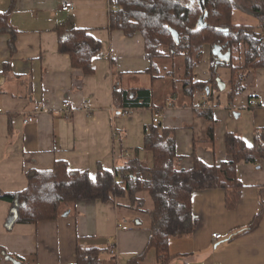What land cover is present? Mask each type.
Instances as JSON below:
<instances>
[{
	"label": "crops",
	"instance_id": "obj_1",
	"mask_svg": "<svg viewBox=\"0 0 264 264\" xmlns=\"http://www.w3.org/2000/svg\"><path fill=\"white\" fill-rule=\"evenodd\" d=\"M63 2H70L74 11H61ZM13 6L8 21L16 32L14 53L8 47L10 35L0 34L3 193L22 192L28 171L51 170L57 161L67 163L70 170H86L92 177L98 165L118 173L132 159L151 168L152 155L145 151L143 139L155 114L158 124L172 131L180 159L175 168L180 170L192 167V156L208 166L230 161L226 134L252 145L256 129H264L263 69L247 75L245 90L232 101L228 100L230 72L222 67L217 72L224 89L188 94L182 83L184 59L169 58L164 48L152 78L141 35L127 38L110 30L108 0H15ZM10 7V0H0V13ZM68 19L101 43L102 51L92 59L91 75L72 68L68 56L58 51L56 29ZM211 52V46L203 48L193 70L194 81L210 79ZM139 89L151 91L153 108H124L119 91ZM65 102L71 106L70 114L64 110ZM36 104L41 112L25 125L23 118ZM122 110H128V115H121ZM208 113L212 119L205 116ZM236 174L243 187L234 210H227L221 189L192 195L197 225L191 235L169 241V264H264V218L253 232L234 237L264 212V161H240ZM151 202L146 192H140L134 204L127 197L106 203L82 201L61 207L54 221L13 224L8 229L12 207L0 201V264H75L78 248L98 249L101 264H126L146 248ZM213 234L221 239L215 240ZM112 244L117 247L116 259L106 252ZM2 251L14 260L5 261ZM142 264H159L153 250Z\"/></svg>",
	"mask_w": 264,
	"mask_h": 264
},
{
	"label": "trees",
	"instance_id": "obj_2",
	"mask_svg": "<svg viewBox=\"0 0 264 264\" xmlns=\"http://www.w3.org/2000/svg\"><path fill=\"white\" fill-rule=\"evenodd\" d=\"M14 1L10 0L9 10L0 13V34L10 35L8 47L12 53L15 52L16 32L8 17ZM194 1L188 7L187 0H108L109 28L123 32L127 38L134 37L136 33L141 35L145 57L150 62L148 72L154 79L157 75L155 61L164 58V48L168 50L169 58L184 59L182 83L188 94L196 90L209 94L219 92L224 83L217 71L221 67L226 68L230 72L231 86L228 100L232 101L245 90L244 82L250 72L264 70V0H256L250 6L251 13L258 20L256 26L233 24L235 0ZM56 33L59 53L68 56L72 68L91 75L92 59L102 51L101 43L85 29L74 28L73 21L69 19L57 27ZM206 45L212 47L211 77L201 83L194 81L193 70L200 63ZM216 47L220 49L215 54ZM235 54L242 60L237 62ZM150 92L146 89L135 92L122 90L119 91L120 101L126 109H151ZM205 116L212 119L210 113ZM208 130L212 139V130ZM146 131L143 146L152 155L151 168L140 160L132 159L118 173L98 165L95 177L86 170H70L62 161H57L51 170L28 171V184L22 192L8 194L0 191V201L12 207L7 228L13 224L35 225L41 221H54L61 207L78 202L106 203L125 197L135 202L140 192H146L153 203V209L148 212L151 235L144 251L130 259L128 264H142L149 250L154 251L159 264H169V241L195 231L197 221L190 201L196 191L221 189L225 193L227 210L236 208L243 187L237 178L236 166L240 161H264V129H256L251 147L240 136L226 134L224 144L230 161L208 166L192 156V167L181 170L175 168L180 159L172 131L163 129L158 123H153ZM263 218L264 212L261 211L234 237L253 232ZM99 253L98 249L78 248L75 264H101ZM2 257L7 262L14 260L3 251Z\"/></svg>",
	"mask_w": 264,
	"mask_h": 264
},
{
	"label": "built area",
	"instance_id": "obj_3",
	"mask_svg": "<svg viewBox=\"0 0 264 264\" xmlns=\"http://www.w3.org/2000/svg\"><path fill=\"white\" fill-rule=\"evenodd\" d=\"M62 10L64 12L70 13V12L74 11V6L70 2H63L62 6H61V11ZM63 105H64V110H65L66 114H70L71 113V106L69 105V103L65 102ZM83 107H84V109H87V105L86 104H84ZM41 110H42V107L39 104H36L35 107L33 108V111L28 116L23 118V123L25 125L33 123L34 122V116L36 114H38L39 112H41ZM128 113H129L128 110H122L121 115L126 116V115H128ZM153 123H155V124L158 123V115L157 114L154 115ZM120 228L122 230H125L126 226L125 227L120 226ZM212 237L215 240L221 239V235L220 234H213ZM106 252H107V255L111 259H116L117 258V247H115V245L112 244V245L108 246ZM114 264H123V263H119L118 261H115ZM126 264H128V263H126Z\"/></svg>",
	"mask_w": 264,
	"mask_h": 264
},
{
	"label": "rangeland",
	"instance_id": "obj_4",
	"mask_svg": "<svg viewBox=\"0 0 264 264\" xmlns=\"http://www.w3.org/2000/svg\"><path fill=\"white\" fill-rule=\"evenodd\" d=\"M236 1V9L232 13L233 15V24L243 25V26H249L258 25V20L253 16V14L250 11V6L256 2V0H235ZM188 7L191 6L192 3H194V0H187ZM239 57V58H238ZM235 58L237 59V62L242 60V57L240 55L237 56L235 54ZM151 201V199H150ZM133 203V202H132ZM152 203V202H151ZM134 204V203H133ZM137 205V204H135Z\"/></svg>",
	"mask_w": 264,
	"mask_h": 264
},
{
	"label": "water",
	"instance_id": "obj_5",
	"mask_svg": "<svg viewBox=\"0 0 264 264\" xmlns=\"http://www.w3.org/2000/svg\"><path fill=\"white\" fill-rule=\"evenodd\" d=\"M219 49H220L219 47H216L215 50H214V53L216 54L219 51ZM220 87H221L220 90H222V89H224L225 86L222 85ZM15 264H17V263H15Z\"/></svg>",
	"mask_w": 264,
	"mask_h": 264
},
{
	"label": "snow or ice",
	"instance_id": "obj_6",
	"mask_svg": "<svg viewBox=\"0 0 264 264\" xmlns=\"http://www.w3.org/2000/svg\"><path fill=\"white\" fill-rule=\"evenodd\" d=\"M249 147H251V145H249Z\"/></svg>",
	"mask_w": 264,
	"mask_h": 264
}]
</instances>
